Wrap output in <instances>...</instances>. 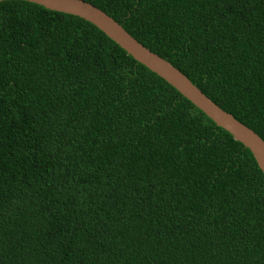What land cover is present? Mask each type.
<instances>
[{"label": "trees", "instance_id": "obj_1", "mask_svg": "<svg viewBox=\"0 0 264 264\" xmlns=\"http://www.w3.org/2000/svg\"><path fill=\"white\" fill-rule=\"evenodd\" d=\"M85 1L264 140V0ZM0 264H264V174L92 23L2 0Z\"/></svg>", "mask_w": 264, "mask_h": 264}, {"label": "water", "instance_id": "obj_2", "mask_svg": "<svg viewBox=\"0 0 264 264\" xmlns=\"http://www.w3.org/2000/svg\"><path fill=\"white\" fill-rule=\"evenodd\" d=\"M2 1V0H0ZM47 9L78 16L92 23L136 61L167 81L217 126L248 148L264 174V140L251 128L220 108L179 69L136 40L121 24L85 0H25Z\"/></svg>", "mask_w": 264, "mask_h": 264}]
</instances>
